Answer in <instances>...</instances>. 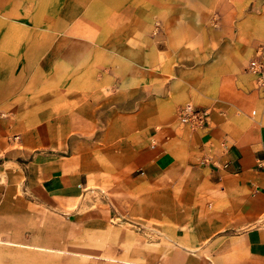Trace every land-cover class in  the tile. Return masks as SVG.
I'll return each instance as SVG.
<instances>
[{
  "label": "crops",
  "instance_id": "0c3cea01",
  "mask_svg": "<svg viewBox=\"0 0 264 264\" xmlns=\"http://www.w3.org/2000/svg\"><path fill=\"white\" fill-rule=\"evenodd\" d=\"M197 2L191 32L163 30L127 76L125 108L71 145L68 85L31 76L35 32L18 22L32 15L0 1V248L17 245L0 264H264V89L246 70L264 0ZM187 103L207 126L180 122Z\"/></svg>",
  "mask_w": 264,
  "mask_h": 264
},
{
  "label": "rangeland",
  "instance_id": "374dc122",
  "mask_svg": "<svg viewBox=\"0 0 264 264\" xmlns=\"http://www.w3.org/2000/svg\"><path fill=\"white\" fill-rule=\"evenodd\" d=\"M20 1L32 16L18 25L35 32L22 38L23 45H31L38 53L31 76L42 81V88L51 80L65 89L68 85L71 145H76L79 138L87 144L93 141L94 127L107 121L111 103H116L117 109L125 108L121 88L127 76L147 70V59L158 45L164 47L159 34L163 30L171 37L175 30L189 34L191 23L196 24L204 10L197 0ZM96 81H101V88ZM95 91L102 96L95 99ZM51 102L17 101L23 111H28L32 103L45 107ZM79 127L86 130L85 136H79ZM92 231L87 226V239H93ZM0 250H17V245L8 244Z\"/></svg>",
  "mask_w": 264,
  "mask_h": 264
},
{
  "label": "built area",
  "instance_id": "2783aa9c",
  "mask_svg": "<svg viewBox=\"0 0 264 264\" xmlns=\"http://www.w3.org/2000/svg\"><path fill=\"white\" fill-rule=\"evenodd\" d=\"M246 70L254 75L258 88L264 89V55L262 52L249 61ZM178 116L181 123L200 128L208 125L210 112L208 108L187 103L180 107Z\"/></svg>",
  "mask_w": 264,
  "mask_h": 264
}]
</instances>
